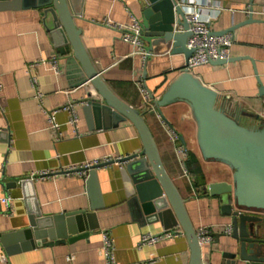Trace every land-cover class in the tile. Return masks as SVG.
<instances>
[{"label": "crops", "instance_id": "0c3cea01", "mask_svg": "<svg viewBox=\"0 0 264 264\" xmlns=\"http://www.w3.org/2000/svg\"><path fill=\"white\" fill-rule=\"evenodd\" d=\"M200 3L203 0H195ZM224 7L210 29L231 30L229 59L221 65L207 64L190 73L215 93V108L249 129L264 123V0H215ZM84 49L109 89L131 107L145 112L159 155L169 177L174 181L195 231L207 228L212 241L201 244L202 264H221L222 253L233 243L230 218L221 212L218 197L205 194L211 183L232 182L227 166L204 160L196 141V125L183 103L151 114L143 100V90L157 101L184 69L183 54H172L170 44L152 40V50L145 63L136 49L119 39V33L106 27L108 20L131 27L143 19L141 0H68ZM253 11L251 22L246 10ZM212 11L205 10L206 15ZM40 9L34 7L0 10V264H105L101 255L102 232L114 240L117 264H188L190 251L180 227L171 239L153 246L138 247L144 234L164 230L159 222L143 221L127 204L128 198L119 167L97 170L99 196L91 203L96 229L71 243L30 244L16 234L28 228L30 212L42 217L89 209L86 180L61 171L80 167L88 161L124 158L141 150L136 129L128 122L110 119L102 122L84 117L76 104L82 89L69 87L67 56L71 50L50 32ZM143 41V40H142ZM145 48L148 44L143 41ZM57 57L59 73L48 65L27 67L39 60ZM36 79L35 89L30 78ZM35 90L42 96L35 98ZM152 102V108H153ZM73 104L76 123L70 124ZM50 115L58 126L51 128ZM99 125V126H97ZM194 158L191 160V158ZM46 177H32L40 173ZM31 178L22 188L18 179ZM4 181L1 183V181ZM6 184L8 186H6ZM10 197L7 210L2 198ZM72 257L71 260L68 258Z\"/></svg>", "mask_w": 264, "mask_h": 264}, {"label": "water", "instance_id": "95a60500", "mask_svg": "<svg viewBox=\"0 0 264 264\" xmlns=\"http://www.w3.org/2000/svg\"><path fill=\"white\" fill-rule=\"evenodd\" d=\"M144 3L140 36L152 50V40L170 44L172 54H183L187 62L193 51L186 42L190 33L185 13L178 0H141ZM34 7L40 9L43 20L49 22L51 35L70 47L67 56V76L71 89H82L81 104L84 117L90 121H128L138 132L141 150L121 159V177L128 198L127 204L147 223L159 222L168 230L180 227L190 251L188 264L201 263V246L197 232L188 216L185 200L162 164L153 133L145 120V112L135 109L119 99L102 80L84 49L81 31L76 28L68 0H0L1 9ZM253 21L248 17V21ZM231 30L214 32L215 35ZM227 61V60H226ZM226 61L217 60L214 65ZM168 90L153 102L155 112L165 120L161 109L175 103L188 106L196 125V141L204 160L227 166L232 172V182L211 183L204 193L218 197L222 214L230 218L232 226L229 250L222 253L221 264H264V123L258 128H245L224 112L215 108V93L202 85L183 69ZM260 94L264 96L261 88ZM99 126V125H97ZM86 171V188L90 203L99 196L97 170ZM4 181L2 180L1 183ZM22 188L30 185L31 178L18 179ZM6 186H8L6 184ZM79 209L52 217H42L36 210L28 218V228L15 236L27 240L25 250L43 244L73 242L85 238L97 227L93 224V211ZM30 243V244H28Z\"/></svg>", "mask_w": 264, "mask_h": 264}, {"label": "built area", "instance_id": "2783aa9c", "mask_svg": "<svg viewBox=\"0 0 264 264\" xmlns=\"http://www.w3.org/2000/svg\"><path fill=\"white\" fill-rule=\"evenodd\" d=\"M177 4L182 7L185 18L188 23V31L190 36L187 39L186 45L187 48L192 50V55L188 58L184 69L190 72L193 68L207 65L217 60H228L229 59V48H231L232 44V36L231 34L224 33L222 35H215L212 29H210V24L212 20H215L221 11L224 10V7L221 5L219 1L215 0H203L200 3H197L195 0H178ZM205 10L212 11L210 15H206ZM247 16H251L254 14L252 9L249 7L246 10ZM260 15L264 16V11L260 12ZM106 27L116 31L119 33V39L123 42L132 45L136 52L140 55L142 62L145 63L149 58L150 53L144 46L142 38L140 36V23L138 21H134L131 27H126L120 25L118 23H113L108 20H105L103 23ZM48 65L49 69H51L54 74L59 73L58 67V59L57 57H52L50 60H39L27 67V71L35 65ZM32 86L35 89L36 79L34 77L30 78ZM1 88V87H0ZM41 94L35 90V98L40 100ZM153 99L148 91L143 90V100L147 107H151ZM73 104L65 107L71 114V118L69 120L70 124H75L77 119L75 113L73 112ZM49 124L51 128L56 129L58 126L53 121V116L50 115ZM122 158H103L101 160H93L88 161L80 167H69L63 169L61 172L66 176L77 174L83 179L86 180V171L94 166L103 165L104 168L107 167H119L121 165ZM122 166V165H121ZM49 174L48 172L40 173L39 175H32V177H46ZM10 197L6 196L2 198V203L5 205L6 209H10ZM225 235L231 234V228L227 227L224 231ZM176 233L173 230H164L162 233L158 234H144L141 236L138 247L145 246H153L163 240L171 239L175 236ZM197 236L199 240V244L201 246L202 243H208L212 241V232L207 228H200L197 231ZM102 247H101V255H103L105 259V264H117L114 259V240L110 236L108 232H102ZM69 260L72 257L68 258Z\"/></svg>", "mask_w": 264, "mask_h": 264}, {"label": "trees", "instance_id": "16d2710c", "mask_svg": "<svg viewBox=\"0 0 264 264\" xmlns=\"http://www.w3.org/2000/svg\"><path fill=\"white\" fill-rule=\"evenodd\" d=\"M194 159L193 157L191 158V160Z\"/></svg>", "mask_w": 264, "mask_h": 264}]
</instances>
